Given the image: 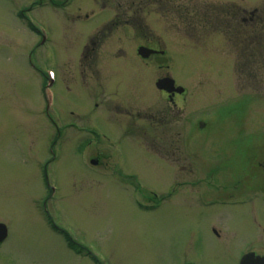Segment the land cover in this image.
<instances>
[{"label":"rangeland","instance_id":"rangeland-1","mask_svg":"<svg viewBox=\"0 0 264 264\" xmlns=\"http://www.w3.org/2000/svg\"><path fill=\"white\" fill-rule=\"evenodd\" d=\"M234 1L113 0L114 5L94 9L89 7L93 0H75L60 11L48 4L51 0H0V222L8 229L0 264H94L52 231L44 218L46 208L53 222L102 264H188L198 256L195 249L180 255L187 233L203 236L198 253L205 264L239 263L233 245L215 253L218 247L204 232L208 224L227 225L246 243L256 233L251 224L264 227L262 192L233 198L219 192L227 180L224 172L236 179L239 168L230 163L221 167L222 141L264 142V98L253 97L264 96V67L239 69L238 47L228 42L227 63H221L225 37L219 31V6ZM39 2L43 7L31 15L49 31L51 47L34 54L36 36L19 14ZM246 4L226 10L231 25L233 14L240 15ZM259 6L264 8V0ZM93 10L102 15L90 25L71 16L63 20ZM107 18L133 26L115 25L96 59L81 58L84 46L104 33L100 30ZM138 23L148 26L147 35L132 30ZM259 25L261 29L263 23ZM259 37L264 39V31ZM142 43L159 46L173 65L170 61L163 73L144 63L136 56ZM119 47L129 60L108 66V55H124L116 51ZM92 60L98 61L96 68ZM245 71L263 88L256 95L251 81L236 74ZM49 72L56 74L49 93L55 92L53 108L63 121L94 126L108 140L78 149L79 137L84 141L86 134L58 137L43 113L42 81ZM167 74L185 95L170 100L155 88V81ZM97 95L96 103L103 105L94 108L91 100ZM54 145L60 151L49 170L54 189L49 194L41 172ZM155 203L156 208L149 207ZM260 231L255 239L261 246Z\"/></svg>","mask_w":264,"mask_h":264},{"label":"flooded vegetation","instance_id":"flooded-vegetation-1","mask_svg":"<svg viewBox=\"0 0 264 264\" xmlns=\"http://www.w3.org/2000/svg\"><path fill=\"white\" fill-rule=\"evenodd\" d=\"M75 0H51L48 4L52 5L55 10H60L63 11L64 9L70 7ZM94 4L89 5V7H94L98 6L99 8H102L103 6H111L114 5L113 0L111 2L107 3H101L99 4L97 1L93 0ZM246 1L247 2V7L244 5V7L241 6V9L239 12H241L240 15L233 14L234 19L233 23L234 26L230 24L227 20V14L226 10L230 9L232 11L237 10L238 2L240 5ZM259 1L260 0H254L253 2L248 1V0H238L234 1L233 5L230 7H227L226 4L224 6H219V17H220V27L221 29L219 30L220 33L223 34L225 39L223 40L221 46V52L224 53V57L221 61V63H224L226 65L227 59H226V47H228L227 42L231 45H235L236 47V63L237 67L239 69H253L254 67H259L258 64H261V67H264V48L261 46L259 47V42L261 41V44L264 42V39L262 37H259L260 34L263 33L264 31V8L259 6ZM242 2V3H241ZM160 5V8L163 9V4L161 2H157ZM249 3V4H248ZM43 3L39 2L36 4H33L30 6V8L24 9L22 12H20V17L24 21V23L27 21L28 16H33L31 14V11L34 9H38L43 7ZM236 5V7H235ZM97 7H94L96 9ZM122 9V8H121ZM260 9V10H259ZM173 10V9H172ZM123 11V9H122ZM176 11V9H175ZM231 13V12H229ZM78 15L74 16L72 14L66 15L65 20L66 22L69 21L68 16L74 17L75 20L79 21L78 24L80 25H90L91 23L96 22L102 15V11L98 10H93L92 12H84V11H78ZM121 15L124 16V13H120ZM118 20H115L114 18H107L105 20L106 24L104 26V30H100L102 33L100 36H95V44L94 42H91L92 44L90 45H85L84 50L82 52L81 58L83 59H88L89 57H92L93 60L96 59L95 56H97V49H100L101 46L106 43L109 38L114 34V27L115 25L121 26L122 28L129 27L130 25L133 26L130 22H126L127 20L125 19H120L117 18ZM120 19V20H119ZM263 23V27L260 29V25ZM27 26V25H26ZM29 28V26H28ZM134 32L138 31H143L145 34L149 33L148 32V26L144 25L142 23L136 24L134 28L132 29ZM44 31L46 35H37L35 33V36H37V42L34 48V51H38L41 48H50V33L47 30V28L44 26ZM147 35V34H146ZM43 41V42H42ZM141 48V54L138 53V49ZM121 50V51H120ZM117 52H122L124 55L115 57L108 55L105 59H108V63L106 64L109 66L110 62L112 63H119L122 61H125L128 59L127 55L128 52L124 51L122 48L116 49ZM126 54V55H125ZM136 56L141 59L144 63H153L155 64L156 68L158 71H161L164 73L169 68V63L171 61L173 65V59H170L168 55H166V52L161 49L159 46L157 47H151V45L147 43H142L141 45H138L136 48ZM78 58V57H77ZM76 58V59H77ZM91 61L90 64L96 68V65L98 64V61L95 62ZM115 61V62H113ZM119 61V62H118ZM80 65V62H79ZM78 61H76V66H78ZM67 68V66H64ZM226 67V66H225ZM227 68V67H226ZM77 70V68H76ZM75 70V71H76ZM98 73V72H97ZM75 74V73H74ZM94 74V73H93ZM99 74V73H98ZM239 80H248L247 82L249 83V80L251 81V85L254 87V92L255 95L257 91L263 89L260 86L257 85L255 82L256 79L253 77V75L250 72L245 71L244 73L241 72H236ZM164 77H170L168 74ZM162 77V78H164ZM161 79V78H159ZM79 80V78L77 79ZM80 80L83 81L81 78ZM158 80V79H157ZM156 80V81H157ZM155 81V83H156ZM87 82V81H86ZM154 83V84H155ZM254 84V85H253ZM174 86L177 87L176 83H174ZM160 93L165 94V96L171 100L175 96H179L178 93H166L165 91L158 90ZM183 95L186 94L184 91L182 93ZM181 94V95H182ZM252 97V96H251ZM256 99H262V97H257L253 96ZM252 97V99H253ZM97 97H92L91 103H94V108H97L98 105L96 103V100L98 99ZM101 106L103 104H100ZM92 108L91 110H93ZM96 113V112H93ZM160 113V111L158 112ZM158 113H156L158 115ZM74 115V114H73ZM76 117V116H75ZM155 117V116H154ZM150 121V119H149ZM96 127L94 126H78L75 122V119L72 120V122H67L65 121L62 125H60L57 129L56 132L58 134V137L64 140L68 134L73 135V133H78V134H86L88 137L82 141V138L79 137V148H90L92 146V143L98 142V140H91V138L97 139L98 138V132L95 130ZM72 138H75L74 136ZM236 139V140H229V141H222V151L224 153V157L221 158V167L223 165H226L227 163H230V165H236L239 168H237V171L235 172L236 176L238 178L234 179L231 173H225L227 177V180L224 184V188L222 190H219L221 194L225 197H231L233 198L234 196H239L244 192H262L264 194V142L263 141H254V140H241ZM77 140V141H78ZM76 141V142H77ZM218 192V191H217ZM223 197V198H225ZM222 200V199H220ZM214 201L216 204H221L225 203L223 201ZM226 205V204H224ZM223 205V206H224ZM228 205V204H227ZM229 207H236L235 205H228ZM226 225V224H225ZM255 229L256 233L254 237L249 238L246 240V243H242L236 236L232 235L230 233L231 228L226 226H219V224H208L207 226L205 225L204 227V232L206 234V237L211 241L214 245L218 247V250L215 252L217 253L220 249L227 245H233L234 249L236 251L235 255H240V258H242L246 254H252L251 260L253 261V264H259V261L264 260V244L263 245H258L257 240L255 237L257 234H262V231H264L263 224H251ZM260 229V230H259ZM164 234V231L163 233ZM203 243V236L200 238L195 236L194 234L189 235L187 233L186 239H185V244L182 246V250L180 252L181 256H185L186 254L190 253V250L195 249V254L198 256L197 258H193L192 260L189 261L188 264H205L206 261L204 258L199 256V247ZM242 243V244H241ZM239 258V259H240ZM179 264H182L179 263Z\"/></svg>","mask_w":264,"mask_h":264},{"label":"water","instance_id":"water-1","mask_svg":"<svg viewBox=\"0 0 264 264\" xmlns=\"http://www.w3.org/2000/svg\"><path fill=\"white\" fill-rule=\"evenodd\" d=\"M169 84L172 85V81L171 80L169 81L167 79H164V80H159L156 83V86L159 89H164L165 88L164 85L167 86ZM92 164L95 165L96 162L95 161H92ZM6 235H7L6 227L4 225L0 224V242L5 239ZM240 264H253V261L251 260V255L245 256L241 260V263ZM259 264H264V260L259 261Z\"/></svg>","mask_w":264,"mask_h":264},{"label":"trees","instance_id":"trees-1","mask_svg":"<svg viewBox=\"0 0 264 264\" xmlns=\"http://www.w3.org/2000/svg\"><path fill=\"white\" fill-rule=\"evenodd\" d=\"M59 234H61L62 237L65 239V241H66V243H67V247H68V249H70L71 251H73V252L76 253V254H79V255H82V254H83V255L87 256V257L90 258L94 263L97 264L96 259H95L92 255H90V253H88V252L86 251L85 248H83V247H81V246H78V245L74 244V243L69 239V237L67 236L66 233L61 232V231L59 230Z\"/></svg>","mask_w":264,"mask_h":264}]
</instances>
